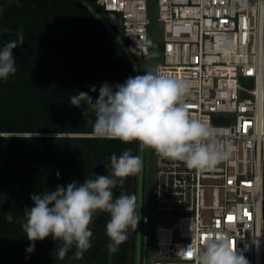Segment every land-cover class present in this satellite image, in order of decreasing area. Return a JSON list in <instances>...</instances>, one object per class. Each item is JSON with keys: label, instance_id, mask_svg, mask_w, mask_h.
Returning <instances> with one entry per match:
<instances>
[{"label": "built area", "instance_id": "1", "mask_svg": "<svg viewBox=\"0 0 264 264\" xmlns=\"http://www.w3.org/2000/svg\"><path fill=\"white\" fill-rule=\"evenodd\" d=\"M94 1L120 12L124 37L149 53L153 0ZM154 6L162 59L152 67L192 81L190 115L210 122L235 151L197 170L153 149L154 243L161 256L153 264H194L196 248L221 234L249 264H264V0H154ZM162 218L174 222L165 227Z\"/></svg>", "mask_w": 264, "mask_h": 264}, {"label": "trees", "instance_id": "2", "mask_svg": "<svg viewBox=\"0 0 264 264\" xmlns=\"http://www.w3.org/2000/svg\"><path fill=\"white\" fill-rule=\"evenodd\" d=\"M94 0H7L0 5V30H20L22 41L13 49L15 74L0 78V264H128L132 239L110 252L106 224L110 213L97 211L88 226L92 247L77 258V248L60 259L62 241L52 236L30 243L22 228L33 202L30 194L52 191L73 181L95 179L93 168L105 164L112 176V154L125 149L138 155L140 142L94 136V113L86 103L73 106L69 100L79 91L95 99L104 83H123L129 75L143 74L132 64L134 46L120 28L104 16ZM117 33L121 43L110 28ZM0 48H2L0 46ZM129 52V53H128ZM96 91H91V86ZM38 132L40 135H37ZM144 162V166H145ZM59 173V175H57ZM143 173V182H144ZM113 198L130 195L133 176L116 178ZM145 183V182H144ZM152 192V187H151ZM262 219L264 232V164ZM132 257V256H131Z\"/></svg>", "mask_w": 264, "mask_h": 264}, {"label": "clouds", "instance_id": "3", "mask_svg": "<svg viewBox=\"0 0 264 264\" xmlns=\"http://www.w3.org/2000/svg\"><path fill=\"white\" fill-rule=\"evenodd\" d=\"M146 43L152 44L150 40ZM16 47L17 42L11 41L0 48V78L6 80L9 74L16 73ZM193 87L191 80L169 76L155 66L143 74L129 75L123 83L104 82L95 99L88 92L79 91L69 102L78 108L84 102L88 111L94 113L95 137L126 143L137 140L158 155L184 162L189 169H212L229 160L235 148L230 139L218 140L217 129L210 122L190 115L185 100ZM91 91H96L95 85ZM110 163L112 176L96 174L94 180L85 178L83 183L58 184L52 191L30 194L33 206L21 225L27 239L33 242L28 252L34 251L35 241L52 236L62 241L57 249L60 259L73 244L77 258L82 257L92 247L93 232L88 226L97 211L110 213L106 234L111 243L107 247L113 253L119 250L118 246L127 239L128 228L136 229L140 216L134 194L122 192L113 198V189L120 182L116 178L140 173L143 162L140 156L131 154V149H125L119 157L112 154ZM193 260L194 264H249L232 240L222 234L210 236L197 247Z\"/></svg>", "mask_w": 264, "mask_h": 264}, {"label": "rangeland", "instance_id": "4", "mask_svg": "<svg viewBox=\"0 0 264 264\" xmlns=\"http://www.w3.org/2000/svg\"><path fill=\"white\" fill-rule=\"evenodd\" d=\"M101 19L104 16L108 21H111L109 17L105 15L97 14ZM103 17V18H104ZM150 24L148 26V37L152 42L149 45V53L142 55L138 50H135V54H130L129 57L136 69L148 70L156 62L159 61V55L155 57L151 56L152 52H160V45L162 43V33L160 22L156 19L154 0L151 2V11L149 12ZM104 18V19H105ZM103 20V19H102ZM108 28H110V23L104 21ZM110 31L113 35H117L111 28ZM117 40L121 43L119 36H115ZM156 45V46H155ZM140 148L138 150V156L141 157L143 162V169L140 173L133 176L130 186V195L136 196V211L140 216V220L136 229L131 227L128 228L129 235L132 239V247L129 250L130 258L128 259V264H153L161 256L157 251V247L154 243V229L153 225L155 223V218L152 215V178H153V149L150 147H145L140 143ZM144 162L146 163L144 166ZM106 168V167H105ZM107 173V169L105 170ZM104 173V174H105ZM144 173V182H143ZM174 220H169L167 218H162L158 220V223L162 226H170ZM64 264H82L76 260L67 261ZM107 264H111L108 260Z\"/></svg>", "mask_w": 264, "mask_h": 264}, {"label": "water", "instance_id": "5", "mask_svg": "<svg viewBox=\"0 0 264 264\" xmlns=\"http://www.w3.org/2000/svg\"><path fill=\"white\" fill-rule=\"evenodd\" d=\"M23 0H16V2L21 5ZM7 0H0V5H5ZM104 13L109 17V19L118 27L121 26V15L120 12L115 10H105ZM11 41H16L17 44H20L22 41V34L20 30H8L1 29L0 30V46L3 47L7 43ZM162 45V44H161ZM160 45L159 61L162 59V46ZM105 164L100 162L94 168L93 171L99 175H104L105 173ZM92 264H107V263H92Z\"/></svg>", "mask_w": 264, "mask_h": 264}, {"label": "snow or ice", "instance_id": "6", "mask_svg": "<svg viewBox=\"0 0 264 264\" xmlns=\"http://www.w3.org/2000/svg\"><path fill=\"white\" fill-rule=\"evenodd\" d=\"M245 126L247 127V124H246ZM228 219H229V220H232V219H233V217L229 216V217H228ZM188 254H189V256H191V255H192V253H191V252H189Z\"/></svg>", "mask_w": 264, "mask_h": 264}]
</instances>
